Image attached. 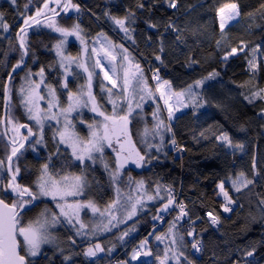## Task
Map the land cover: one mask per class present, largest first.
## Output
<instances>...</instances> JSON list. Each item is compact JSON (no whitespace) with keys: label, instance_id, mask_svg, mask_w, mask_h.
Returning a JSON list of instances; mask_svg holds the SVG:
<instances>
[{"label":"snow or ice","instance_id":"obj_1","mask_svg":"<svg viewBox=\"0 0 264 264\" xmlns=\"http://www.w3.org/2000/svg\"><path fill=\"white\" fill-rule=\"evenodd\" d=\"M166 2L169 8H178L177 0ZM30 4L31 0H28L21 10L18 0H10V7L21 17L22 24L16 25L19 30L15 32L14 40L0 36V39H7L8 45L7 49L0 52L3 56L0 64L7 67L9 57L15 54L7 80L0 85L5 110L4 116L0 117V125H3V131L0 132V141H3L0 148V264H40L37 258L47 256L45 246L58 250L63 255V264H74L73 255H82L89 264H100L96 259L98 254L106 253L110 256L115 244L105 248L101 243L95 242L96 239L101 234L118 229L138 214L151 211L148 207V202L151 201L157 202L153 205L155 212L152 220L167 223V230L157 233L153 225V231L140 239L130 253L126 252L128 258L118 259L115 264H153V261L155 264H195L186 250L190 247L195 252H200L203 244L196 234V220L192 219L187 205L176 200L171 185L155 182L154 190H150L143 179L132 176L127 166L134 164L140 168L151 160L158 159L152 150L160 153L165 147L166 139L173 149L178 147L172 124L175 113L181 108H190L192 116L206 117L207 113L199 110L208 104L206 92L215 84L223 86L220 71L213 67L206 74L195 76L177 88L171 79L162 78L159 67H156L151 77L156 83L152 86L139 61L123 44H115L100 33L103 39L93 41L89 54L81 24L61 23L65 17L71 19L69 12L74 10L79 14L80 4L73 0H38L34 12ZM146 7L151 10L142 2L136 4L137 9ZM260 7L264 9V4ZM215 11L220 30L216 47L221 49L226 26L232 27L229 22L236 21L241 12L234 2L221 4ZM104 15L128 39H132L130 31H134L131 25L136 23V10L129 8L124 16L113 15L108 11ZM57 17L61 19L58 20ZM147 23L151 28L157 26L151 21ZM34 26L50 31L45 34L37 31ZM11 27L5 19V13L0 12V30L7 34ZM166 29L176 33L178 42L186 43L181 38L183 30L173 22L170 21ZM30 30L35 32L38 45L54 54L51 62L39 63L38 71H34L32 67L40 57L30 39ZM45 35L48 36V42L43 39ZM69 37H74L80 43V53L76 56L67 52ZM238 43L244 45L245 42L241 40ZM96 44H99L98 48ZM260 49L259 44L247 49L245 58L249 70L257 69V58L262 55ZM245 50V47H225L221 64L226 63L230 55ZM160 51L163 52L162 42ZM92 57L95 59L89 64ZM155 59L163 64L160 55H156ZM105 60L107 63H104ZM198 63L194 57L189 56L182 67L195 72L197 69L194 66ZM17 70L23 73L18 87L13 83L12 75ZM82 73L86 78L83 83H79ZM100 73H103V80L108 81L112 87H107L101 81L99 87L103 95L98 99L93 91V81ZM53 74L54 83L49 82V76ZM255 75L254 71L251 72L252 77ZM73 81L77 82L75 89L70 87ZM237 87L241 89L240 95L248 104L255 108V102L261 103L256 118L264 121V86L249 79ZM117 88L119 91H114ZM245 88L248 89L247 94L243 91ZM14 96L18 98L19 107L23 109L27 121L32 122L31 125L21 122L15 114ZM101 100L110 104L111 109L106 108ZM147 100L155 105L151 111V125L144 114V103ZM160 101L163 102V108ZM213 107L219 105L213 104ZM83 109L95 114L90 121L84 119ZM165 111L166 118L163 115ZM77 120L86 126V135L77 131ZM134 121L142 125L135 130L138 139H134ZM260 128L264 129V123L260 124ZM22 129L27 130L26 134ZM46 129L52 130L51 147L46 139ZM240 130H245L243 125ZM200 135L203 136L204 133L201 132ZM213 136L233 152L244 148L242 142L233 141L228 131L220 130L214 132ZM179 147L182 151L183 147ZM29 148L35 154L37 166L34 172L27 165L23 168L21 166V159ZM41 149L47 155L42 156ZM106 149H111V155L106 153ZM164 155L167 156V152ZM98 165L111 192L103 203L102 196L97 198L92 195L94 185L97 192L103 190V185L95 175ZM256 168V160L253 158L254 175ZM253 183L254 180L244 171L220 180L216 188L219 190L218 195L223 197V203L220 204L223 211L232 212V205L236 203L227 185L230 184L231 190L240 193ZM48 201L54 207H50ZM257 208L259 215L250 214L249 224L241 227L243 235L252 230L250 224H260L264 228V196L259 198ZM177 209L178 213L173 219L167 220L166 217L177 212ZM206 215L212 225L220 224V216L213 211H208ZM185 217L188 219L185 220ZM135 223L120 231L116 239L125 242V238L136 230ZM59 228H66L71 233L66 238L69 249L77 245L76 238H80V243H86L87 247H83L80 253L70 250L65 254L57 232ZM186 237L192 239L188 240ZM254 252V245L251 249L244 247L238 250V255L232 257L230 264H255L254 260L248 259L253 257ZM141 257L145 259L141 260Z\"/></svg>","mask_w":264,"mask_h":264},{"label":"trees","instance_id":"obj_2","mask_svg":"<svg viewBox=\"0 0 264 264\" xmlns=\"http://www.w3.org/2000/svg\"><path fill=\"white\" fill-rule=\"evenodd\" d=\"M18 2L22 10L28 0H18ZM73 2L80 4V13L75 12L70 20L65 17L61 23H80L88 48L100 33L106 35L115 44H123L136 55L144 71L148 73V79L151 77L150 73L153 75L156 67H159V75L164 79H171L174 86L179 88L193 77L211 71L213 67L220 71L223 86L215 84L205 94L209 108L207 116L197 118L188 112L175 119L173 131L178 147L170 148L171 144L167 143L163 149L164 152L156 154L158 159H153L140 168L129 164L127 169L131 171L134 178L143 179L150 189L155 188V182L171 185L176 200L187 205L192 219L196 220V234L203 244L200 252H195L190 247L186 250L189 258L194 260L195 264H230L232 257L238 255V250L248 247L249 244L255 246L252 259L258 261V264H264V228L260 224H250L252 230L247 235H243L241 232V227L249 224L250 214L259 215L257 204L259 198L264 196V129L260 128V124L263 122L256 118L261 103L255 102L254 108L243 99L240 95L241 89L237 87L238 84L249 79H254L258 85L264 86V16H262L264 9L260 7L264 4V0H177V9L169 8L166 0H73ZM138 2L144 3L151 10L149 11L147 7L146 9H137ZM233 2L238 5L241 15L237 21L231 24L232 27L226 26L225 39L222 41L221 49H217L216 40L220 37V30L215 10L221 4ZM36 3L38 0H31L30 6L33 12ZM129 8L137 12L136 23L131 25V28L134 29V31H130L132 39L122 35L117 30V26L104 15L105 11H108L113 15L124 16ZM0 12L5 13V19L13 27V31L18 28L17 24H22L21 17L10 7V4L0 3ZM60 19L58 18V20ZM148 21L157 26L149 27ZM170 21L183 30L181 38L186 43L178 42L175 38L176 33L171 29H166V25ZM35 28L45 34L50 31L37 26ZM69 38L68 53L76 56L80 53L77 47L79 41L74 37ZM30 39L40 57L37 64L32 65L33 70L37 71L39 63L51 62L54 54L38 45L33 30H30ZM43 39L48 42L47 35ZM241 40L245 42L244 45L238 43ZM161 42L163 43V52L160 51ZM258 44L261 45L262 55L257 58V69L249 70L245 58L247 49ZM231 46L245 47L246 50L230 55L228 61L221 64L223 49ZM7 47V39H0V52ZM14 55L9 57L7 67L0 64V85L6 81L8 73L11 71ZM156 55L161 56L163 64L155 59ZM189 56L199 62L194 66L197 69L195 72L182 67ZM0 60H3L2 55H0ZM253 71L256 73L255 77L251 76ZM22 75L21 72L13 78L16 87L19 86ZM81 79L84 80L83 77ZM49 82H55L54 74L49 76ZM247 90V88L243 89L245 94H247ZM13 103L16 104L14 111L17 117L21 122L27 123L22 108L19 107L18 98L15 96ZM213 104L219 105V107H213ZM152 106L149 104L146 112L151 113L149 111ZM2 111L3 93L0 89V117H2ZM145 118L150 125L149 117ZM241 125L244 126V131L240 130ZM137 127H142V125H138L134 121L132 128L135 139H137L135 136ZM220 130L228 131L234 142H242L243 150L233 152L232 149L224 147L221 142L217 141L213 133ZM0 132H2V125H0ZM201 132L204 133L203 136L200 135ZM51 136V131H46L49 147H51ZM2 144L3 141H0V148H2ZM179 146L183 147L182 151ZM165 152H167V156L164 155ZM108 154L111 155V153ZM0 155H2V151H0ZM253 158L257 165L255 175L252 170ZM23 160L24 158L21 159L22 168L25 166ZM36 166V162L33 160L28 164V168L32 172L35 171ZM239 171H244L249 178L254 180V183L240 193H234L231 186L227 185L230 195L233 198L236 197L239 207L240 205L243 207H240L237 213L228 212L229 216L225 217L223 209L220 207L223 197L218 195L219 190L216 188V184L226 176H234ZM96 177L103 185V190L97 192L94 185L92 195L97 198L102 196L101 202H106L111 195L106 185V177L102 172ZM149 208L151 211L140 214L129 224L133 226V223L136 222L137 234L130 238L126 237L123 244L116 245L112 257L106 253L97 257L100 264H109V262L115 264L118 259H127L126 252L130 253L131 248L136 246L140 239L153 231V225H155L157 233L167 230V223L152 220L155 208L153 206ZM208 211H213L214 214L220 216L219 228L216 229L210 225L206 218ZM177 213L178 209L177 212L168 215L166 219L172 220ZM197 216L199 219H196ZM61 229V245L66 246V238L69 233L66 228ZM118 232L117 230L112 235L95 242L101 243L107 248L105 242L114 239L119 234ZM186 239L190 240L188 237ZM83 247H87V244L80 246L77 242L76 253H80ZM45 251L47 256L37 258L40 264H63V255H58L56 249L50 246L46 247ZM143 259L144 257H141V260ZM73 261L74 264H89V261L82 255H74ZM134 264H139V262Z\"/></svg>","mask_w":264,"mask_h":264},{"label":"rangeland","instance_id":"obj_3","mask_svg":"<svg viewBox=\"0 0 264 264\" xmlns=\"http://www.w3.org/2000/svg\"><path fill=\"white\" fill-rule=\"evenodd\" d=\"M112 1V0H111ZM0 3H8V4H10V0H0ZM237 19H238V17H237ZM237 19H236V21H237ZM235 21H230L229 23L230 24H232V23H234ZM36 27V26H35ZM117 30L118 31H120L119 30V28L117 27ZM120 33L122 34V35H125L123 32H121L120 31ZM9 33H7L6 35H8ZM0 36H5V33H3V31L2 30H0ZM97 39H103V37L102 36H100V35H98L96 38H95V40H97ZM109 39V38H108ZM110 40V39H109ZM94 41V40H93ZM93 41L91 42V44H90V46H89V54L91 53V48L93 47ZM70 44V43H69ZM69 44H68V47H67V52H68V50H69ZM97 48L99 47V44H96L95 45ZM77 47H78V49H79V51L78 52H80V44H79V42L77 43ZM74 49V48H73ZM130 52V51H129ZM132 54V53H131ZM73 56V55H72ZM132 56L133 57H135V59L138 61V59L136 58V56L135 55H133L132 54ZM94 59H95V57H92V59H90L88 62H89V64H91V63H93V61H94ZM104 63H107V61L105 60L104 61ZM142 67V66H141ZM143 68V67H142ZM79 71V70H78ZM96 71L97 72H99V69H96ZM145 72V71H144ZM145 75H146V77H147V75H148V73H146L145 72ZM149 76V75H148ZM81 77H83V79H85L86 77H85V75L82 73L81 74ZM148 78V77H147ZM150 79H148V81H149V84L150 85H152V86H154L155 85V81L154 80H152L151 79V77H149ZM69 79L71 80L72 78L71 77H69ZM82 81H84V80H80L79 81V83H83ZM101 81H103V83L107 86V87H112V85L108 82V81H106V80H103V73H100V75L98 76V77H95L94 78V81H93V84H94V87H93V91H94V93L95 94H97V98L98 99H100V97H101V95H103L101 92H100V87H99V84H100V82ZM76 81H73L71 84H70V87H72L73 89H75V87H76ZM114 91H119V89L117 88V89H114ZM158 95V94H157ZM101 103L106 107V108H108L109 110L111 109V105L110 104H107V102L105 101V100H101ZM149 104H152V102H151V100H147L145 103H144V114H145V117H149V119H150V125H151V123H152V117H151V113H148V112H146V108H147V106L149 105ZM153 106H152V108H151V110L149 111V112H151L152 111V109L155 107V105L154 104H152ZM160 105H161V107L163 108V102L162 101H160ZM200 112H205V113H207L208 111H209V108L207 107V104L204 106V108H202V109H200L199 110ZM22 112H23V109H22ZM188 112H191V109L190 108H181L180 109V111H178V112H176L175 113V117H174V119H173V121H172V124H174V121H175V119L176 118H178V117H180V116H182V115H184V114H186V113H188ZM83 114H84V119L85 120H88V121H90L93 117H94V113H92V112H90L88 109H83ZM163 115H164V117L166 118L167 117V112L165 111L164 113H163ZM23 116H24V112H23ZM24 118L26 119V117L24 116ZM97 119H99L98 117H97ZM27 120V119H26ZM29 122V121H28ZM167 122V121H166ZM263 123H264V121H262ZM31 123L32 122H29V124L31 125ZM54 123V122H53ZM76 127H77V131H79L80 132V134L81 135H86V133H87V128H86V126L85 125H81L80 123H79V120H77L76 121ZM47 130V129H46ZM49 130V129H48ZM51 130V129H50ZM51 133H52V130H51ZM135 139V138H134ZM138 139V138H137ZM165 144H167V139H166V142H165ZM170 148H172V145L171 146H169ZM30 149V148H29ZM41 150H43V149H41ZM30 152H31V149H30ZM152 152H153V154L154 155H156L157 153L155 152V149H153L152 150ZM161 152H164L163 150L161 151ZM160 152V153H161ZM33 155H35L34 153H32ZM159 154V153H158ZM97 170L98 171H101L102 173H103V171H102V169H100L99 168V165L97 166ZM104 174V173H103ZM230 185V184H229ZM150 190H154V188H152V189H150ZM233 192L234 193H236L234 190H233ZM222 197V196H221ZM235 201H236V203L234 204V205H232V207H233V213H237L239 210H240V207L238 206V203H237V199H236V197L235 198H233ZM49 202V205H51V207H54V205L50 202V201H48ZM103 203V202H102ZM157 202L156 201H151V202H148V207H150V206H153L154 204H156ZM224 212V211H223ZM224 214H225V217H228L229 216V213L228 212H224ZM140 214H138V216H139ZM137 216V217H138ZM137 217H133V219L132 220H129L126 224H122V225H120V227L118 228V229H113L111 232H108V233H104V234H101L96 240H99V239H104L105 237H107V236H109V235H112L113 233H115L117 230L120 232V231H122V230H124L125 228L124 227H126V228H129V227H132V226H130L129 224L131 223V222H133V220H135ZM121 229V230H120ZM136 229V228H135ZM62 229L61 228H59V229H57V232H58V235H59V237L61 238V234H60V231H61ZM67 230V229H66ZM67 232L69 233V234H71L68 230H67ZM118 232V233H119ZM137 234V230H135V231H133V232H131L130 233V235H129V237L128 238H130V237H132V236H134V235H136ZM117 237V236H116ZM116 237H114V239L112 238V239H109L107 242H105L106 243V245L107 246H110L111 244H115V246L116 245H121V244H123L124 242H120V241H118L117 239H116ZM66 238V237H65ZM128 238H127V240H128ZM188 238H190V240L192 239L191 237H188ZM77 239V242H79V245L80 246H82V244L80 243V238H76ZM154 239V238H153ZM86 244V243H85ZM85 244H83V245H85ZM154 245H155V241H154ZM77 246V245H76ZM76 246H73V248L72 249H69V246H68V243L66 242V246H62V247H64L65 248V254H68L69 253V251L70 250H72V251H74V252H76L75 251V247ZM253 246V244H249V246H248V248L249 249H251V247ZM46 247H50V246H45V248ZM163 247V245H161V248ZM114 252H115V249L113 250V252H112V254L110 255V257H112L113 255H114ZM56 253L58 254V255H61V253L58 251V250H56ZM103 253H99L98 254V256L97 257H99V256H101ZM74 256V255H73ZM109 256V255H108ZM254 256V255H253ZM249 260H254V259H252V257H249L248 258ZM254 262H255V264H258V261H256V260H254ZM134 263H136V262H134ZM153 264H155V262H153ZM260 264V263H259ZM263 264V263H262Z\"/></svg>","mask_w":264,"mask_h":264},{"label":"flooded vegetation","instance_id":"obj_4","mask_svg":"<svg viewBox=\"0 0 264 264\" xmlns=\"http://www.w3.org/2000/svg\"><path fill=\"white\" fill-rule=\"evenodd\" d=\"M74 13H75V11L73 10V11H71V12H69L68 13V16H70V17H73V15H74ZM61 16H64V14L63 13H61ZM58 18H60V17H57V19ZM67 18V17H66ZM68 20V19H67ZM19 29L17 28L16 29V31H18ZM16 31H13V27H11L10 28V30H9V34L8 35H6L5 34V36H7V38L8 39H13L14 37H15V33L14 32H16ZM70 39V38H69ZM70 41V40H69ZM70 43V42H69ZM38 71V70H37ZM26 129H23L22 130V132L23 133H25L26 134ZM46 131H48V129L46 130ZM49 131H51L50 129H49ZM106 153L108 154V153H111V149H106ZM41 155L42 156H44V155H47V152L45 151V150H41ZM31 160H33V161H35L36 162V160L34 159V155L32 154V152H30V149H29V152L25 155V157H24V160H23V163H24V165H27L28 166V164L30 163V161ZM100 171H96L95 172V174L96 175H100ZM91 174V173H90ZM102 176V175H101ZM49 203V202H48ZM49 206H51V205H49Z\"/></svg>","mask_w":264,"mask_h":264},{"label":"water","instance_id":"obj_5","mask_svg":"<svg viewBox=\"0 0 264 264\" xmlns=\"http://www.w3.org/2000/svg\"><path fill=\"white\" fill-rule=\"evenodd\" d=\"M35 27V26H34ZM19 73H21V71L20 70H17V72H15V73H13L12 75H13V78L16 76V75H18ZM7 80V79H6ZM4 114H5V110H4V104H3V111H2V117L4 116ZM2 131H3V125H2ZM22 131V130H21ZM145 259V258H144ZM148 259H151V258H148Z\"/></svg>","mask_w":264,"mask_h":264},{"label":"built area","instance_id":"obj_6","mask_svg":"<svg viewBox=\"0 0 264 264\" xmlns=\"http://www.w3.org/2000/svg\"><path fill=\"white\" fill-rule=\"evenodd\" d=\"M214 228H216V229H217V228H219V226H218V225H214Z\"/></svg>","mask_w":264,"mask_h":264},{"label":"crops","instance_id":"obj_7","mask_svg":"<svg viewBox=\"0 0 264 264\" xmlns=\"http://www.w3.org/2000/svg\"><path fill=\"white\" fill-rule=\"evenodd\" d=\"M129 50V49H128ZM130 53H132L131 51H130Z\"/></svg>","mask_w":264,"mask_h":264}]
</instances>
